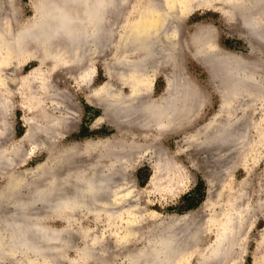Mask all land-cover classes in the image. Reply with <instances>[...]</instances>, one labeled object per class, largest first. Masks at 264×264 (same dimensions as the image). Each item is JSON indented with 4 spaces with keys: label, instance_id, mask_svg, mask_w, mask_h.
<instances>
[{
    "label": "clouds",
    "instance_id": "9594fccd",
    "mask_svg": "<svg viewBox=\"0 0 264 264\" xmlns=\"http://www.w3.org/2000/svg\"><path fill=\"white\" fill-rule=\"evenodd\" d=\"M181 4L213 7L220 19L182 16ZM222 38L264 46V0H0V264H105L114 236L110 264H183L187 255L242 264L247 231L264 217V189L253 200L243 182L227 186L231 125L192 128L184 71L205 62L227 80L254 82L242 68L246 49ZM132 77L155 83L130 93ZM85 106L97 114L76 138ZM30 161L35 171L22 172ZM72 161L87 167L52 175ZM213 166L225 179L206 180L203 212L219 226L200 250L207 223L189 235L188 212L169 210ZM45 177L47 187L17 199ZM42 203L57 214L34 215Z\"/></svg>",
    "mask_w": 264,
    "mask_h": 264
},
{
    "label": "rangeland",
    "instance_id": "374dc122",
    "mask_svg": "<svg viewBox=\"0 0 264 264\" xmlns=\"http://www.w3.org/2000/svg\"><path fill=\"white\" fill-rule=\"evenodd\" d=\"M182 5L185 11L183 16L185 17L191 18L192 16H208L210 18H214L210 19V23L219 21L220 19V13L213 7L206 6L197 8L190 4H181V6ZM222 42L229 48H231L233 43H239L244 49H246L243 55H249V52L247 50L249 49V45L248 43L245 44L244 41L222 38ZM232 52L235 53V49H233ZM184 71L185 75H188V77H190L195 86L197 85L199 88L203 89L204 92H206V102L202 104L198 114L195 116V119L192 123L193 129H203L205 126H208L209 123L212 122L214 116L216 117L217 115H221L219 112L221 110L222 104L221 97L216 90L215 82L212 80L209 72L202 64L200 67H197L195 63L189 61ZM261 104L257 106L258 114L255 117L256 120H259L263 116L262 113L264 112V104ZM76 105L79 108L78 113H80V105ZM85 112L86 115L81 127V132L76 138H85L89 135L87 131V124L89 120L93 119L94 115L97 114L93 113L92 110L87 109L86 106ZM236 112L238 116H241L243 114L241 109L238 111L236 110ZM221 116H223V114ZM77 117L79 120L80 116L78 115ZM256 139L257 133L254 132L252 137L253 142H255ZM229 168L232 170L235 179L234 182L229 183L227 186L232 187L233 183L238 186L240 182H243L247 186L248 195L253 200L257 199V196L255 194L264 189V154H262V152H258V150H251L245 153L234 154L232 156V160L230 161ZM33 169H35V166L33 162L30 161L29 164L25 166V169H22L21 171H31ZM147 174L148 173L146 169L141 170L138 174L142 183L146 181ZM207 179L223 180L225 179V177L222 172L218 173L217 171H215L214 166L209 168L208 171L197 176L198 182L193 188V191L182 198V204L176 209H170L169 211L174 210L181 214L187 211L191 217L190 221L197 220L198 222L202 223L203 226H205V223H207L208 228L211 229L216 218L207 219L203 212L204 201L207 198ZM6 184V180L0 181V190H2L6 186ZM217 213L227 215V212L224 209H217ZM215 216L216 214H214V217ZM49 226L60 228L63 226V223L61 221H54L51 222ZM85 226H88L87 222H85ZM116 239L114 236L112 239H108L104 245L108 247L110 253H113V255V250L116 248ZM215 240L216 235L212 234V232L210 231L208 237H205L204 239H201L199 241L200 250H203L209 245H212ZM70 255L74 256V254ZM239 256L242 260V264H264V217L257 216L255 218V223L250 226V231H247V240L244 247L239 250ZM183 264H199V257L196 255L185 256Z\"/></svg>",
    "mask_w": 264,
    "mask_h": 264
},
{
    "label": "bare ground",
    "instance_id": "6f19581e",
    "mask_svg": "<svg viewBox=\"0 0 264 264\" xmlns=\"http://www.w3.org/2000/svg\"><path fill=\"white\" fill-rule=\"evenodd\" d=\"M184 13L185 11L182 5L180 6V14L183 16ZM248 45L249 48L253 49L251 55H243L240 59L243 61L242 68L244 69V74L251 77L254 82L240 79L227 80L222 74L217 72L215 68L209 66L205 62H200L209 72L210 77L216 84V90L221 97L222 104L221 110L219 112L221 115L223 114V116H214L215 118L213 117L212 122L218 120L221 124H230V135L235 137V139L229 144L230 153L226 158L227 167H230V161L232 160V156L234 154L245 153L251 150H258V152H262V154H264V148L261 147V145L264 144V112L262 113V118L259 120H256L255 118L258 114L257 106L261 103L264 104V46L259 45L258 42L251 39L248 40ZM233 54L234 52L229 53V55ZM186 77L194 95V99L190 102L189 108L195 117L198 114L202 104L206 102V92H204L203 89L199 88L197 85L196 87L188 75H186ZM154 83L155 81L148 77L142 79H136V77H132L131 82L129 83L130 93H135L140 89L149 90L152 88ZM229 104H231V107L227 106ZM71 107L78 113L79 108L75 103H73ZM240 109L243 114L238 116L236 114V110L238 111ZM76 119L78 120V117ZM212 122L209 123L208 126H211ZM254 132L257 133V139L255 142L252 140ZM83 167H87V165L76 163L74 161L68 162L66 164L56 166L52 175L59 180L68 171ZM31 171H35V169ZM48 179L49 177L33 180L32 188L22 187L17 199H25L30 197L32 191L35 190V188L47 187ZM6 186L2 190H4ZM6 211L10 212L11 210L7 209ZM32 212L37 217L55 216L57 214L47 203L37 204L32 209ZM224 216L226 217L227 215ZM220 223L224 222L220 221ZM218 226L217 219H215L212 228L209 229V232H212V229L218 228ZM189 228L191 229L189 235H194L198 234L201 229L204 228V226L197 220H192L189 222ZM224 228L225 230L227 229V224H224ZM186 247L190 251L192 246L189 243L186 245ZM104 248L109 251L108 247L104 246ZM112 255L113 253H110L109 251V257L105 260V264H110Z\"/></svg>",
    "mask_w": 264,
    "mask_h": 264
}]
</instances>
